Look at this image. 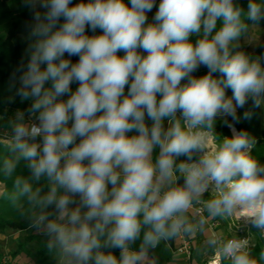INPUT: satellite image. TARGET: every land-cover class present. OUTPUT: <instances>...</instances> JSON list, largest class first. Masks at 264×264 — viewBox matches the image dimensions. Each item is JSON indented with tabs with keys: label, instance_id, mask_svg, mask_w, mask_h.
Returning a JSON list of instances; mask_svg holds the SVG:
<instances>
[{
	"label": "clouds",
	"instance_id": "obj_1",
	"mask_svg": "<svg viewBox=\"0 0 264 264\" xmlns=\"http://www.w3.org/2000/svg\"><path fill=\"white\" fill-rule=\"evenodd\" d=\"M27 3V58L10 81L13 102L29 103L8 122L15 155L3 175L26 162L15 198L32 206L50 249L66 264H155L150 251L162 240L203 225L187 213L209 189L211 216L239 209L264 229V164L235 127L249 100L264 104V61L234 51L243 16L264 22V0H248L246 14L237 0H159L151 21L157 0ZM218 120L232 135L217 145ZM42 178L46 192L34 186ZM222 252L231 264H256L241 241Z\"/></svg>",
	"mask_w": 264,
	"mask_h": 264
},
{
	"label": "trees",
	"instance_id": "obj_2",
	"mask_svg": "<svg viewBox=\"0 0 264 264\" xmlns=\"http://www.w3.org/2000/svg\"><path fill=\"white\" fill-rule=\"evenodd\" d=\"M79 0H73V4ZM241 7L244 8L245 14L247 12V0H237ZM247 25L258 24L247 20L246 15L242 17ZM32 22V10L28 6L27 0H0V116L13 117V113L17 109H24L28 107L29 102L21 103L19 97H16L13 102L14 89L12 88L10 75L12 71L18 66L22 59L26 61V48L29 43L28 40V25ZM63 19H61V23ZM219 24V22H218ZM89 35H92L90 29L87 30ZM99 34V30H97ZM195 39V37L193 38ZM235 51V49H234ZM123 55V53H120ZM66 58L67 54H66ZM72 62H77L78 57H70ZM207 69L201 67L195 75L200 76L206 74ZM215 75H218L215 74ZM78 87V84L73 83L72 88ZM127 92V88L125 89ZM227 94L231 95V90H227ZM67 97H64L66 99ZM229 122L231 118H229ZM241 123H237L238 127ZM222 126L219 130L227 131L223 126L222 121H217L216 126ZM15 154L7 147V143L0 141V182L3 183L2 195L0 196V232H6L8 229L12 230H28L36 228L32 223V216L34 209L23 198H15V189L13 188V181L16 175L29 178L30 173L26 167V162L21 161L13 177H5L3 175V161L5 158H10ZM258 162L264 164V140L256 150ZM177 176H180L177 173ZM183 181L180 177L179 183ZM34 186L41 187L45 192L48 189V181L42 178ZM26 240L34 239L30 234L25 236ZM176 236L162 240L160 244L150 251V255L155 260V264H169L171 256V248L174 246ZM139 241L134 247H139ZM41 246L44 247L45 253L50 250L45 239ZM107 251V250H106ZM115 255H119L118 250H112ZM198 250L192 248V256L190 261L196 264H204L199 262ZM14 256L15 252H11ZM251 259L256 261V264H264V247L253 246L248 252ZM2 253L0 252V264H6L1 261Z\"/></svg>",
	"mask_w": 264,
	"mask_h": 264
},
{
	"label": "rangeland",
	"instance_id": "obj_3",
	"mask_svg": "<svg viewBox=\"0 0 264 264\" xmlns=\"http://www.w3.org/2000/svg\"><path fill=\"white\" fill-rule=\"evenodd\" d=\"M248 3V0H247ZM237 47L235 51L244 52L252 59H260L264 61V22L258 24L248 25L247 31L244 32L238 41L235 42ZM66 58V56H65ZM47 86H50L47 85ZM244 111L251 112L250 119H243ZM238 115L241 117L240 125L235 127L238 131H244L248 134L249 138L254 141V147L251 150V155L254 159H257L256 150L261 145V141L264 140V104L260 108H254L251 100L244 109H238ZM12 117V116H11ZM167 126V121L165 122ZM221 125L215 126L212 136L215 139V143L218 145L222 140L231 136L232 133L229 128L227 131L219 130ZM219 128V129H218ZM200 154H197V156ZM185 157H180L177 163L184 161ZM3 183L0 182V196L2 195ZM183 184V181L181 182ZM215 196V190L209 189L200 198L199 202L205 211L208 218H215L219 222L218 231L224 234L227 238H245L247 245V252L253 246L264 247V229H258L250 223L249 219L239 212V209L232 215L223 216H211L206 208V203L213 199ZM197 235L198 231H194ZM30 234L34 236V239L26 240L25 236ZM188 233V236L192 243V248L198 250L199 262L206 264V261L211 257L215 250V245L210 244L208 241L210 238L199 239V245L197 246L196 237ZM45 240V236L42 231L37 228H31L28 230H12L8 229L6 232H0V252L2 253L1 261L6 264H66V259L60 254L58 249H50L45 253L44 247L41 243ZM49 243V240H48ZM178 240H175L174 246L171 248V256L169 264H196L194 261L185 260L181 255L176 253ZM48 245V244H47ZM44 248V249H43ZM15 252L14 256L11 252ZM152 257V256H151ZM59 259L58 263L55 259Z\"/></svg>",
	"mask_w": 264,
	"mask_h": 264
},
{
	"label": "built area",
	"instance_id": "obj_4",
	"mask_svg": "<svg viewBox=\"0 0 264 264\" xmlns=\"http://www.w3.org/2000/svg\"><path fill=\"white\" fill-rule=\"evenodd\" d=\"M10 136V130L7 128L0 127V141L8 143L7 138ZM193 211L195 216L201 220H204V223L208 227V229L211 232L210 237L217 238L218 242L215 244V250L211 257L208 258L206 261V264H231V260L229 257L225 256L222 252V245L227 242L228 240H237L241 241L245 244V250L247 251L248 247L245 243V238H227L226 236H223L222 232L218 231L219 222L215 218H208L205 214L204 209L200 204L193 203V207L190 209ZM176 238L178 240L177 247H176V253L178 255H181L185 260H190L192 256V243L188 236V233H184L181 231L179 234L176 235Z\"/></svg>",
	"mask_w": 264,
	"mask_h": 264
},
{
	"label": "crops",
	"instance_id": "obj_5",
	"mask_svg": "<svg viewBox=\"0 0 264 264\" xmlns=\"http://www.w3.org/2000/svg\"><path fill=\"white\" fill-rule=\"evenodd\" d=\"M158 4H159V0H157V4H156V7L153 8L152 12H150L148 14V17H149V21L152 20V17L155 15V11L157 10L158 8ZM12 117H3V116H0V127H3V128H7L10 130V126H9V120H11ZM187 216L189 218V221L193 224H198L199 223V219L195 216V214L193 213L192 210H189V212L187 213ZM198 233L197 235L195 234V232H192L190 234L191 235H194L196 237V239L194 241H196V244L197 246L199 245V239H201L202 237L207 239V238H210V235H211V232L210 230L208 229V227L206 226L205 223H203L202 226H200L199 228H197ZM45 239H47V244H48V240H49V237L47 235H45ZM202 236V237H201ZM59 259H55V262L58 263Z\"/></svg>",
	"mask_w": 264,
	"mask_h": 264
},
{
	"label": "bare ground",
	"instance_id": "obj_6",
	"mask_svg": "<svg viewBox=\"0 0 264 264\" xmlns=\"http://www.w3.org/2000/svg\"><path fill=\"white\" fill-rule=\"evenodd\" d=\"M239 212H241V210H239Z\"/></svg>",
	"mask_w": 264,
	"mask_h": 264
}]
</instances>
